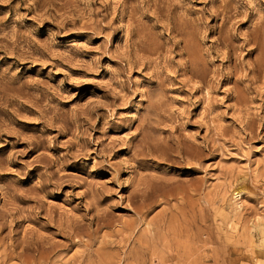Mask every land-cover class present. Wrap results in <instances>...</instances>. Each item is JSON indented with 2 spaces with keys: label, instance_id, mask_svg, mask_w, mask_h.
<instances>
[{
  "label": "rangeland",
  "instance_id": "obj_1",
  "mask_svg": "<svg viewBox=\"0 0 264 264\" xmlns=\"http://www.w3.org/2000/svg\"><path fill=\"white\" fill-rule=\"evenodd\" d=\"M0 264H264V0H0Z\"/></svg>",
  "mask_w": 264,
  "mask_h": 264
}]
</instances>
